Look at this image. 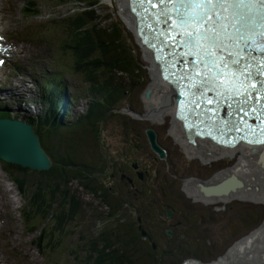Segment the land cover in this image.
<instances>
[{"label": "rangeland", "instance_id": "1", "mask_svg": "<svg viewBox=\"0 0 264 264\" xmlns=\"http://www.w3.org/2000/svg\"><path fill=\"white\" fill-rule=\"evenodd\" d=\"M55 1L56 5L59 4L58 0ZM40 3L43 4L45 1L40 0ZM73 4L65 2V5L69 8L65 7V13L76 11ZM18 6L20 8V5ZM78 8L82 10L83 5ZM95 9L98 11L97 15L104 26H114L116 23L121 24L120 26L124 30L122 37L125 43L134 49L135 58L141 68L140 73L131 80H128L125 76L121 77V81L126 87V93L125 98L118 103L116 108L119 110H122V108L126 109L125 112L127 113L125 114L127 115L124 114L123 117L119 116V118L109 115L103 122L101 135L103 147L98 152L102 153L103 157H107L110 160V164L113 159L114 161L109 171L105 173L106 175L100 178V183L105 187L116 190L120 199L127 200V205L123 207V213H127L131 220L135 216L136 221H138V214H142L144 228L153 236L154 243L158 245V251H160L158 257L161 256L162 251L164 254L167 252L163 230L167 226L177 223L178 232L181 235L185 234L189 229L187 218L191 217L196 220L197 230L194 234L188 235L187 238L206 237L213 239L214 243L209 242L207 239L199 240L200 249L204 251V259L210 261V254L226 252L230 246V244L223 246L220 244V235L225 234L227 236V232L225 233L222 230L223 224L240 216H247V228L238 233L237 238L241 239L249 235L264 220V202H250L248 200L245 203L237 204L231 202L226 205L227 210L223 208L222 210L214 209V207L222 206V203H212L209 204L212 206H205L204 203L206 202L204 201L195 203L196 199L194 203L188 205L189 200L184 198L181 192V185L186 180L195 179L203 183H211L218 176L234 168L238 164L242 152L232 157L227 153L208 162L199 156L189 157L170 133L175 121L174 116H166L164 121L156 123L153 119V112H150L147 108L146 101L148 100L145 98V93L154 83L151 68L155 64L152 60L153 58H151L152 62L146 58V53L148 52L145 47L141 46L133 33V28L121 15L120 0H101ZM2 11H8L5 5L2 7ZM10 25L16 30L21 29L22 36L26 41L28 40V43L20 48L18 61L22 66V71L28 74L30 80L34 83L37 77L43 75L45 70L50 69L51 72H59L61 71L60 65L69 66L72 63L73 66L71 54L68 52V55H61L57 50L59 41L66 36L65 33H61L63 32L61 25H54V31L47 29V23L30 24L28 21H24L21 23L11 22ZM68 80L70 84L75 85L79 89L78 95L81 99L76 102L75 107L72 109V121L70 124L73 126L81 115L87 111L88 104L84 98H86L91 84L86 82L81 74H71ZM8 89L9 92H0V101H5L7 104L11 100L8 98V93L15 96V88L8 86ZM34 90L37 91L35 97L40 98L37 85L34 86ZM70 93H75V91L70 90ZM9 103L11 112L15 115L20 113L21 116L22 113L17 110V102ZM127 110L145 114V118L141 115L138 119H134ZM46 127L47 131L54 130V126ZM148 129H154L157 132L159 144L167 151L168 158L166 160L159 159L151 150L146 137V130ZM65 137L66 133H62L53 141H62L66 145L63 140ZM79 137L80 133L77 130H73L72 141ZM84 151L89 154L94 152L89 147H86ZM90 162L92 161L90 160ZM133 165H138L137 169ZM27 170L29 172L27 176L29 180L27 195L31 196L35 191L34 183L41 180L42 175L39 171ZM140 172L145 173L142 179L138 176ZM131 184L135 185V190L130 188ZM169 185H173V189L170 191L173 197L171 199L166 198L162 192V188L169 187ZM76 187L79 186L76 184V186L71 188L75 189ZM29 197L19 194L18 187L12 178L0 166V225L3 227V236L8 239L12 249V253L9 256L5 255L7 244L4 242V260L8 264H94L95 254L93 253L91 239L92 236H96L103 230L100 220L95 218V209L99 213L98 203L95 202L94 206H92L93 199L82 195L85 202H83L78 217L65 225L63 233L55 234L52 238L53 242L57 243L59 241V250H46V255L40 252L39 255L33 244V236H29L31 233L26 229L27 226H25L23 220V212L33 210L32 206H30L32 201L30 202ZM144 198H149V200L153 201L152 204H149L148 201L145 203L153 210V214L149 216L142 211ZM166 205H174L178 211H183L185 214H180L172 220L166 221L162 215ZM232 206L235 207L233 210L230 209ZM36 218L34 219L35 222L31 220L39 228L38 231L32 233L35 237L40 233L43 226L55 229V217H52V215L47 220H44L41 216ZM179 222L183 225H180ZM207 229H209L208 233L206 232ZM163 258L164 264H177L179 260H186V257L182 256L173 259L164 255ZM184 263L185 261L182 264Z\"/></svg>", "mask_w": 264, "mask_h": 264}, {"label": "trees", "instance_id": "2", "mask_svg": "<svg viewBox=\"0 0 264 264\" xmlns=\"http://www.w3.org/2000/svg\"><path fill=\"white\" fill-rule=\"evenodd\" d=\"M60 2H70L74 3L73 5L76 3L77 8L83 5L80 11L48 22L47 29L54 31V25L62 26L61 33L66 35L63 44L71 54L74 72L83 75L84 80L91 84L86 94L87 111L73 126L61 122L60 116L56 118L63 101L62 94L68 85L61 76L50 77L46 85L51 87L52 91L43 92V103L48 106V110L40 119L33 122L36 124L41 145L54 165L50 170L41 172L42 178L34 183L35 191L31 196L29 195L30 197L27 195L28 170L5 163L1 159L0 166L12 178L19 194L26 195L30 202L32 201L30 206L33 210L23 212L24 220L34 221L35 217L39 216L44 220L50 215L55 217V229L45 227L38 238L42 248L43 239L63 233L65 225L78 217L85 202L82 198L84 195L93 199L92 206L95 202L98 203L99 213L95 209V218L99 219L103 226V230L91 239L95 254L94 264H164L163 256H167V253L164 254L162 251L159 256L161 258L158 257L160 254L158 245L156 250L153 247L155 242L153 236L142 224V214H138V221L135 216L131 220L127 213H123L127 200L120 199L116 190L100 183V178L106 175L114 161L113 159L110 164V160L98 152L103 147L102 125L109 115L119 118L125 114L116 108L125 98L126 93L121 77L125 76L131 80L141 71L134 49L125 43L122 37L124 30L118 23L114 26H104L100 21L95 8L101 0H60ZM71 98L77 101L80 96L71 95ZM71 107L70 105L67 109L68 116L71 114ZM6 118H19V116L13 115L8 105L0 104V119ZM28 122L33 124L31 118ZM46 126H54V130L47 131ZM73 130L80 133V137L74 141H72ZM62 133H66L63 139L66 145L62 141H53ZM86 147L94 152L92 154L85 152ZM75 183L79 187L72 189V186H76ZM147 201L149 204L153 203L149 198H144L142 211L149 216L153 214V210L145 205ZM143 231L148 233L151 239H147L142 234ZM163 236L168 242L165 232ZM194 242L195 239L191 238L187 241L186 247L194 250L205 262H209L203 257L204 251L200 249V243ZM173 253L174 256L178 255L176 250ZM184 261L185 259L179 260L177 264H182Z\"/></svg>", "mask_w": 264, "mask_h": 264}, {"label": "snow or ice", "instance_id": "3", "mask_svg": "<svg viewBox=\"0 0 264 264\" xmlns=\"http://www.w3.org/2000/svg\"><path fill=\"white\" fill-rule=\"evenodd\" d=\"M140 2L153 7L169 3H178L183 7V12L175 13L179 27L172 28L169 25V29L180 37L173 41L174 45L200 49V84L193 96H202L203 92L208 90H215L223 99L243 96V100L238 101V107L240 112L247 115L248 110L244 106L252 95L250 81L254 75L248 71L251 67L249 53L253 51L251 36L257 27L264 29V0H140ZM194 7L197 9L195 14L192 12ZM165 15L168 21L172 19L171 15L167 13ZM181 29H185L186 33ZM260 36L259 44L264 55V31L260 32ZM164 40L167 42L168 35H165ZM196 63L194 58L190 61L192 65ZM3 64L4 60H0V65ZM261 66L264 65L257 66L258 73ZM196 74L197 70L193 69L187 74V78L191 80ZM261 107L264 108V105ZM180 119L186 120L183 116ZM185 126L187 127V124ZM224 143L230 147L235 146L231 141ZM247 143L264 145V139L248 140Z\"/></svg>", "mask_w": 264, "mask_h": 264}, {"label": "bare ground", "instance_id": "4", "mask_svg": "<svg viewBox=\"0 0 264 264\" xmlns=\"http://www.w3.org/2000/svg\"><path fill=\"white\" fill-rule=\"evenodd\" d=\"M120 5L122 8L121 15L125 21L133 28L136 29L135 18L132 16L129 10V1L120 0ZM175 9L174 3L169 4H157L156 13L164 21L162 24L156 23L157 31H170L169 25L174 28L177 24V18L173 10ZM171 15L172 19L167 20L165 15ZM146 58L152 62L153 58L152 52L147 50ZM154 62V61H153ZM155 64V63H154ZM152 76L154 77V83L151 85L150 97L146 101L147 108L150 112H153L154 120L156 123L159 121H164L166 116L175 115V97L173 88L160 78L159 67L155 64L151 68ZM257 77V85L260 86V72L254 71ZM264 97V95H262ZM261 100V99H260ZM264 101V100H263ZM263 103V102H262ZM254 111L256 108H253ZM252 109V110H253ZM260 109V108H259ZM263 110V109H262ZM252 112V111H251ZM262 116H258L261 122H264V113ZM255 115V114H254ZM7 119V118H6ZM258 120V119H256ZM170 133L178 141V143L183 147L189 157L194 158L199 156L206 162L213 160L214 158L220 157L227 153L230 156H234L242 152L240 155V160L238 164L231 170L221 173L222 175L214 179L211 183L202 185L205 183L199 182H189L187 186L192 189H198L199 185L202 186L203 191L209 190L208 194H222L228 193L230 189L239 187L232 194L239 195L246 198L250 202H264V145L263 146H249L240 145L234 149H228L220 146L210 140H196L197 145L194 146L188 142L185 137V131L182 124L175 120L173 122V127ZM219 173V174H220ZM218 175V174H217ZM222 184L217 189H212V187ZM212 189V190H211ZM195 193V192H194ZM192 193V194H194ZM234 197V196H233ZM212 201H229L232 196L229 197H208ZM40 238V237H39ZM39 240V239H38ZM254 244V245H253ZM244 251L247 253L244 254ZM228 264H264V236L259 234L254 242L251 238L246 239L244 243L239 245L235 252L227 259ZM192 264V263H189Z\"/></svg>", "mask_w": 264, "mask_h": 264}, {"label": "water", "instance_id": "5", "mask_svg": "<svg viewBox=\"0 0 264 264\" xmlns=\"http://www.w3.org/2000/svg\"><path fill=\"white\" fill-rule=\"evenodd\" d=\"M121 25V24H120ZM258 66V65H257ZM257 66L253 67L251 64L250 72L254 74V71H257ZM148 99L150 97V91H148L145 95ZM235 103V102H234ZM236 104V103H235ZM123 113L125 110H123ZM131 114L135 119L141 117L138 113L131 111L128 112ZM145 118V115H143ZM146 136L149 141L150 147L152 151L158 156L161 160H166L168 155L164 148L158 142V136L154 129L146 130ZM194 139L191 140L193 142ZM0 159L5 163L13 164L20 166L23 169H30L33 171L45 172L52 168L54 165L51 158L47 155L44 149L41 146L40 139L38 135H36L33 131V127L28 123L22 121L21 119H13L7 118L0 120ZM135 169H137V165H133ZM139 177L142 179L143 174L140 173ZM222 184L217 185L216 187H220ZM213 188V189H217ZM239 187L234 189H230L228 193L222 194H208L209 190H206L207 197H229L232 196V199H245L244 195H234L232 194L235 192ZM212 190V189H211ZM197 198L203 197L199 192H195L192 194ZM234 196V197H233ZM224 201V200H223ZM226 202V201H225ZM168 215L171 216L172 213L169 211ZM263 234L264 236V221L259 225L257 229L252 231L247 237L237 241L234 246H232L226 255L220 257L217 262L212 263H204L201 260L196 261H189L185 264H228L227 259L235 252L237 247L244 243L246 239L251 238L252 242L256 240L259 234ZM142 234L147 238L151 239L148 233L145 231ZM167 234L169 236L173 235L172 231H168ZM154 248H157L156 244H153ZM247 252L244 251V254Z\"/></svg>", "mask_w": 264, "mask_h": 264}, {"label": "flooded vegetation", "instance_id": "6", "mask_svg": "<svg viewBox=\"0 0 264 264\" xmlns=\"http://www.w3.org/2000/svg\"><path fill=\"white\" fill-rule=\"evenodd\" d=\"M263 94H260V99L261 101L263 102V104L261 105H264V97H262ZM261 105L256 108V110L254 111V109L249 113V118H251L253 121H255L256 119H259L258 116H262L263 114L261 113H264V108L261 107ZM260 108V109H259ZM263 109V110H262ZM255 114V115H254ZM120 170V169H118ZM119 173V172H118ZM116 175V173H114ZM145 176V175H144ZM113 177V176H112ZM189 182H199V183H203L201 181H198V180H186L184 182H182V185H181V192L184 196L185 199L189 200V203L188 205H191L192 203H194V200H195V203H199L198 201H204L206 203H204L205 206H212V205H209V204H212V203H215V204H219V203H222L223 205L220 206V207H214L217 208V210H222L225 209L227 210V204L231 203V202H227L225 203L224 201H212L210 200L207 196H206V192L203 191V188L201 185H199V190L198 189H192V188H189V186H187V183ZM207 183L205 184H202V185H206ZM132 186L131 189L132 190H135V185L131 184ZM173 189V185H169V187H165L162 189V192L164 194V196L166 198H173L170 191ZM194 192H199L201 195L205 196V197H201V198H197L195 196L192 195V193ZM241 202H244L245 201H241V200H234L233 203L237 204V203H241ZM186 205V206H188ZM235 207L232 206L230 209L233 210ZM171 211L172 215L169 216L168 215V212ZM183 215L185 214L183 211H178L177 208L173 205H166V208L164 209V212H163V216L165 217V220H172L174 217L178 216V215ZM205 220V219H204ZM187 223L189 225V229H188V232L185 233V234H180L178 232V227H177V223L175 225L171 224L169 226H167L165 228V230H163V232H165V235L166 237L168 238V242H166V253H167V256L170 257V258H176V257H187L186 260L188 259L189 261L190 260H195V259H199V260H202L201 258L198 257L197 253L194 251V250H191L190 248L186 247V243L187 241H189L190 239L187 238L188 235H192L194 234V232H196L197 230V226L195 225L196 223V220L193 219V218H187ZM180 225H183L181 222H179ZM247 228V216H240L239 218L237 219H232V220H229L228 223L226 224H223V231L227 234V236L225 234H221L220 237H219V240H220V244L223 246L225 244H230L229 248L227 249L226 252H228V250L230 249V247L239 239L237 238L238 237V233H240L242 230H245ZM172 231L173 232V235L172 236H168L167 232L168 231ZM209 229L206 230V232L208 233ZM245 237V236H244ZM176 238H177V241H176ZM243 238V237H242ZM194 239V238H193ZM200 239H207L209 242H213L214 243V240L211 239V238H206V237H198L197 239H195V242H199ZM183 240H184V243H183ZM194 242V243H195ZM176 250V252L178 253L177 256H174V253L173 251ZM226 252H216V253H213V254H210L211 255V259L209 261V263H212V262H217L218 259L224 255H226L227 253ZM188 253V254H187ZM203 257H204V254H203ZM216 258V259H215ZM215 259V260H213ZM204 261V260H202ZM205 262V261H204ZM171 264H174V263H171Z\"/></svg>", "mask_w": 264, "mask_h": 264}]
</instances>
